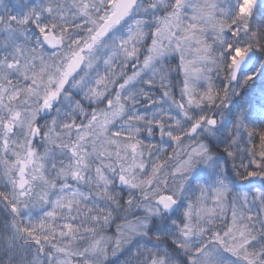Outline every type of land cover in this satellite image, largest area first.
<instances>
[{
	"label": "snow or ice",
	"instance_id": "6c2138e0",
	"mask_svg": "<svg viewBox=\"0 0 264 264\" xmlns=\"http://www.w3.org/2000/svg\"><path fill=\"white\" fill-rule=\"evenodd\" d=\"M120 256L264 264V0H0V264Z\"/></svg>",
	"mask_w": 264,
	"mask_h": 264
},
{
	"label": "rangeland",
	"instance_id": "374dc122",
	"mask_svg": "<svg viewBox=\"0 0 264 264\" xmlns=\"http://www.w3.org/2000/svg\"><path fill=\"white\" fill-rule=\"evenodd\" d=\"M177 63H178V59L169 58V60L166 62V66H170L171 68V71L169 72V79L173 82L174 85H176V87L174 88V92L178 97L180 87H182L181 82L183 81L184 75L182 71L177 70L176 68ZM107 235H111V234H107ZM122 261L123 259L120 256L119 259L117 260V264H121Z\"/></svg>",
	"mask_w": 264,
	"mask_h": 264
},
{
	"label": "trees",
	"instance_id": "16d2710c",
	"mask_svg": "<svg viewBox=\"0 0 264 264\" xmlns=\"http://www.w3.org/2000/svg\"><path fill=\"white\" fill-rule=\"evenodd\" d=\"M117 223H119V221H117ZM114 229H115V224L112 226V229L111 230H109V232L108 233H106V234H113V232H114ZM121 258L122 259H124V257L123 256H121Z\"/></svg>",
	"mask_w": 264,
	"mask_h": 264
}]
</instances>
